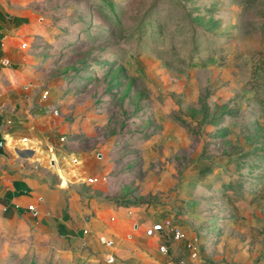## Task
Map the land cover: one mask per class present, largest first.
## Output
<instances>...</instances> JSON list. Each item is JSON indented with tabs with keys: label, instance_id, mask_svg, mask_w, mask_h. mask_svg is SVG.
Segmentation results:
<instances>
[{
	"label": "rangeland",
	"instance_id": "1",
	"mask_svg": "<svg viewBox=\"0 0 264 264\" xmlns=\"http://www.w3.org/2000/svg\"><path fill=\"white\" fill-rule=\"evenodd\" d=\"M30 7L41 33L26 52L35 80L55 93L59 144L74 155L102 154L119 200L157 204L163 219L189 225L205 264H264V105L250 90L264 61V0H30ZM170 121L189 146L144 162L143 147ZM198 167L205 186L194 194L204 202L194 218L185 171ZM148 171L153 184L168 171L174 184L151 195ZM201 216L211 225H198ZM9 252L0 250V264H11ZM174 253L178 264H202L187 250ZM163 254L152 264L173 252Z\"/></svg>",
	"mask_w": 264,
	"mask_h": 264
},
{
	"label": "crops",
	"instance_id": "2",
	"mask_svg": "<svg viewBox=\"0 0 264 264\" xmlns=\"http://www.w3.org/2000/svg\"><path fill=\"white\" fill-rule=\"evenodd\" d=\"M40 28L30 0H0V250L10 251L11 264H107L104 258L109 251L98 242L103 235L114 241L116 260L111 264L163 263L167 258L163 249L170 247L174 256L182 243L179 247L161 235L167 220L161 216L162 208L117 206L118 184L110 169L102 168L103 155H74L56 140L53 132L60 120L53 116L55 93L35 80L30 70L34 56L26 52L39 39ZM44 91L48 96L42 99ZM164 129L163 135L143 147L144 162L153 163L163 154L174 155L189 146L187 135L173 121ZM75 157L77 165L71 162ZM199 169L185 171L194 218L196 206L204 202L194 194L198 185L205 186ZM170 174L153 184L154 174L148 171L147 182L153 185L148 192L156 195L168 189L174 184ZM89 178L97 182L87 184ZM209 219L201 216L195 222L211 225ZM188 226L180 228L191 233Z\"/></svg>",
	"mask_w": 264,
	"mask_h": 264
},
{
	"label": "built area",
	"instance_id": "3",
	"mask_svg": "<svg viewBox=\"0 0 264 264\" xmlns=\"http://www.w3.org/2000/svg\"><path fill=\"white\" fill-rule=\"evenodd\" d=\"M6 63V62H5ZM48 96V91H44L42 94V99H45ZM60 142H64L65 138L60 137L59 139ZM22 143H26L27 139L23 138L21 140ZM97 158L100 157V154L96 155ZM72 164L77 165L79 163V160L75 157L72 159ZM97 182V178H89L87 179L86 183L87 184H95ZM88 231H84V234H87ZM161 235L166 238L169 242L179 244L182 243L183 247L179 249L180 251H188V255L190 256V259L192 260H200V246H197L194 241H190L189 238L187 237L186 233L177 225L173 223L172 220H165L163 225L161 226L160 230ZM98 242L101 246L104 248L108 249L109 253L105 256L104 262L107 264H111L115 262V255H114V241L107 237V236H99L98 237ZM164 253H166L167 248L163 249ZM166 264H178L176 259H174L173 255H170L168 258V261ZM202 264H205L202 262Z\"/></svg>",
	"mask_w": 264,
	"mask_h": 264
},
{
	"label": "trees",
	"instance_id": "4",
	"mask_svg": "<svg viewBox=\"0 0 264 264\" xmlns=\"http://www.w3.org/2000/svg\"><path fill=\"white\" fill-rule=\"evenodd\" d=\"M250 90L253 94L254 102L259 105H264V61L259 68L258 75L254 76V81L251 83ZM115 203L117 206L124 208L138 207L142 204L141 202L131 200H115Z\"/></svg>",
	"mask_w": 264,
	"mask_h": 264
}]
</instances>
